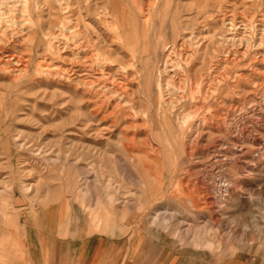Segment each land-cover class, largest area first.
<instances>
[{"label":"rangeland","instance_id":"obj_1","mask_svg":"<svg viewBox=\"0 0 264 264\" xmlns=\"http://www.w3.org/2000/svg\"><path fill=\"white\" fill-rule=\"evenodd\" d=\"M146 1L71 0L68 35L88 46L77 75L64 71L78 51L49 50L55 0L32 4L37 34L22 3L2 8L0 43L19 63L0 71V264L42 263L30 219L50 207L88 234L148 220L188 253L264 256V0H160L152 23ZM178 41L199 52L190 73L174 55L166 94L178 107L159 111V68ZM241 43L249 57L232 65Z\"/></svg>","mask_w":264,"mask_h":264},{"label":"crops","instance_id":"obj_2","mask_svg":"<svg viewBox=\"0 0 264 264\" xmlns=\"http://www.w3.org/2000/svg\"><path fill=\"white\" fill-rule=\"evenodd\" d=\"M59 209V210H58ZM38 211V210H37ZM31 217L41 254L40 264H264V256L237 253L217 260L199 253H188L180 241L148 220H132L130 234L87 233L85 225L71 223L70 209L42 208ZM95 228L112 229L109 220L100 224L92 215Z\"/></svg>","mask_w":264,"mask_h":264},{"label":"bare ground","instance_id":"obj_3","mask_svg":"<svg viewBox=\"0 0 264 264\" xmlns=\"http://www.w3.org/2000/svg\"><path fill=\"white\" fill-rule=\"evenodd\" d=\"M35 0H0V15L2 16V8L6 7V8H11V5H18L20 3L23 4V8L25 10V12L28 14L27 16L29 17V19L25 20L23 23H25V25H27V27H29L31 29L32 34H37L38 30H39V25L33 21L32 19V4H34ZM105 1V0H104ZM108 1V0H107ZM134 4H137V2L139 0H132ZM88 2V1H87ZM47 3H50L49 1H47ZM56 3V7H57V11L55 12V19L53 18L54 22L51 23V33H49V35H51V41H50V52L52 53H65L67 52L68 48H70V50H72L74 53L75 50L78 51V53L73 54L74 58L71 60V62H67V64L69 65V71L66 70V73H72L73 75H77L79 73H82L84 70H81V68H84V65L82 63V60L80 59V55L82 53H84L85 51L88 50V46L86 47V36L82 37L80 35V33L75 30L73 28V30L71 31V34L68 35V24H66V20H68L70 18V15L72 14V10H71V0H55ZM146 5V9H142L141 12L145 13L148 16V22L152 23V14L153 11L159 6L160 0H147L146 2H144ZM42 6V5H41ZM17 7V6H16ZM15 7V8H16ZM167 7L163 10H166ZM9 11V10H8ZM162 10H160L161 12ZM4 12V11H3ZM10 12V11H9ZM116 13V11H115ZM6 14V13H5ZM110 12H108L107 8H103L98 14V18L101 21L107 22L110 20ZM0 16V17H1ZM113 16V15H112ZM111 16V17H112ZM8 18V17H7ZM1 19V18H0ZM25 19V18H24ZM119 20V19H118ZM52 21V20H51ZM3 20H0V25H3ZM110 24V26L117 31H119V28L116 26L115 23H112L111 21L108 22V25ZM234 24H230V30H234ZM229 28V27H228ZM71 29V28H70ZM123 29V28H122ZM1 30V29H0ZM22 30V29H20ZM67 30V31H66ZM54 31V33H53ZM124 31V30H123ZM20 33V32H18ZM259 33V32H258ZM6 34V32H5ZM120 35V34H119ZM35 36V35H33ZM121 36V35H120ZM119 36V37H120ZM31 37V36H30ZM258 38V44H257V49H262L264 47V34H262L260 37ZM32 39H34V37H32ZM119 39V38H118ZM237 40V39H236ZM62 41H65L64 47L57 49V44H61ZM238 41V40H237ZM242 41H245L244 39H242ZM236 42V41H235ZM239 42V41H238ZM186 41L184 42H175L171 45L165 46V51L169 52L168 55L165 56L164 58V62H163V68H159V76H160V84H159V89H158V105L157 108L159 109V111L162 108V103L168 107L169 110H173V108H176L178 106H174V102H168V97H167V86H169L168 82H167V75L170 69V66H173V57L174 55H176L180 61H182L181 66H178L179 69L182 70V72L184 71H188L189 73L191 72V67L194 68L193 66L195 65V61L197 59L196 54L197 52H199V50H192V51H186ZM0 59H2L0 61V71L4 70V72L6 71L5 69H3V67L9 66L14 64L18 59L9 54V45H5V43H0ZM240 45V44H239ZM241 45L243 46V44L241 43ZM250 45L251 43H244V46L246 49L245 51H239L237 50L236 52L232 53V52H227V57L229 58L228 61H230V63L232 65L237 64L239 61H242L243 58L249 57V54L251 52L250 50ZM238 48V47H237ZM242 48V47H240ZM198 49V47L196 48ZM69 50V51H70ZM62 51V52H61ZM213 52V51H212ZM95 53V52H94ZM93 54V53H92ZM198 54V53H197ZM231 56V57H229ZM59 58H62L64 61H69L66 60L67 57H62L59 56ZM201 57V56H200ZM93 58V57H92ZM96 58V57H95ZM233 58V59H231ZM264 58V57H263ZM69 59V58H68ZM94 59V58H93ZM231 59V60H230ZM257 58H255L256 60ZM90 60V59H89ZM225 60V59H224ZM19 63V61H17ZM200 62V61H199ZM262 62H264V59L262 60ZM127 63V62H126ZM226 63V62H225ZM85 64V63H84ZM88 64V63H87ZM102 64V63H101ZM128 64V63H127ZM137 61L134 62L132 61L130 63V67H136ZM198 64V63H197ZM23 65V64H22ZM25 65V64H24ZM23 65V66H24ZM15 66V65H14ZM177 66V65H176ZM57 67V66H56ZM66 67V66H65ZM19 69V68H18ZM17 69V70H18ZM24 69V68H23ZM49 69V68H48ZM98 69V68H97ZM229 70V69H228ZM19 71V70H18ZM105 71V69H104ZM168 71V72H167ZM25 72V71H24ZM23 72V73H24ZM85 72V71H84ZM187 72V73H188ZM89 73V72H88ZM97 73V72H96ZM199 74V73H198ZM86 75V74H85ZM109 75V74H107ZM106 75V77H107ZM125 75V74H124ZM127 75V74H126ZM212 76V70L208 73V75L205 77V79L203 80H209V78ZM241 76V75H240ZM85 77V76H84ZM95 77V76H94ZM98 77V76H97ZM177 77V76H176ZM191 77V76H190ZM219 77V76H218ZM89 78V77H88ZM109 78V76H108ZM113 79V78H112ZM175 79V78H174ZM228 79V77L226 76L224 80H219L218 82L220 83V85L223 84V82ZM92 80V79H91ZM125 80V79H124ZM88 81V80H87ZM96 81V80H95ZM176 81V79H175ZM187 86H191L192 87V83L190 81V79L187 78ZM217 81V80H216ZM98 82V81H97ZM86 83V82H85ZM90 83V82H89ZM105 83V82H104ZM126 84V83H125ZM225 84V83H224ZM103 85V84H102ZM118 85V84H117ZM122 85V84H121ZM180 85V84H179ZM219 85V86H220ZM114 86V85H113ZM126 86V85H125ZM178 86V85H176ZM207 86V85H206ZM205 90V89H204ZM115 91V90H114ZM203 95V94H202ZM186 98L181 97V99L179 100L180 102L185 100ZM148 103L151 104L153 106V101H151L150 99H147ZM183 103V102H182ZM181 105V103H180ZM202 107V106H201ZM172 113V112H171ZM155 134V132L153 133ZM152 134V135H153ZM191 138V137H190ZM223 149V148H222ZM225 149V148H224ZM226 190V189H225ZM211 205V204H210Z\"/></svg>","mask_w":264,"mask_h":264}]
</instances>
